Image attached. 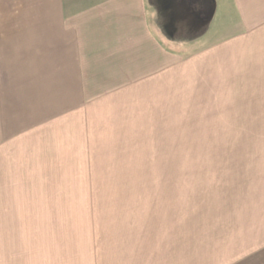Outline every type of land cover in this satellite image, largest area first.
Masks as SVG:
<instances>
[{"label": "crops", "instance_id": "0c3cea01", "mask_svg": "<svg viewBox=\"0 0 264 264\" xmlns=\"http://www.w3.org/2000/svg\"><path fill=\"white\" fill-rule=\"evenodd\" d=\"M163 91H186L201 177L185 222L111 179ZM34 158L92 220L90 247L43 264H264V0H0L3 182Z\"/></svg>", "mask_w": 264, "mask_h": 264}, {"label": "rangeland", "instance_id": "374dc122", "mask_svg": "<svg viewBox=\"0 0 264 264\" xmlns=\"http://www.w3.org/2000/svg\"><path fill=\"white\" fill-rule=\"evenodd\" d=\"M177 96L178 103L168 107L176 91H163L162 108L148 113L154 117L146 123L160 126L125 129L130 137L112 147L114 155L120 151L123 163L111 179L147 185L145 193H131V198L176 200L180 222H185L201 177L188 175L186 91H177ZM35 164L34 158L28 170L20 168L19 173L29 175L19 174L10 184L9 179L3 182L0 162V264H43L54 249L91 246V213L83 208L86 193L54 191L52 177L44 175L47 169ZM167 188L172 191H156Z\"/></svg>", "mask_w": 264, "mask_h": 264}]
</instances>
